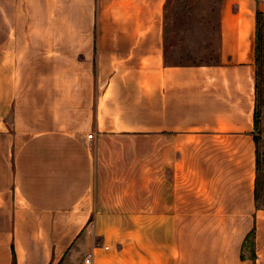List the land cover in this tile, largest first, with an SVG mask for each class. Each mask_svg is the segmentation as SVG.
<instances>
[{
  "label": "crops",
  "instance_id": "crops-1",
  "mask_svg": "<svg viewBox=\"0 0 264 264\" xmlns=\"http://www.w3.org/2000/svg\"><path fill=\"white\" fill-rule=\"evenodd\" d=\"M167 1L0 0V264H264V0H222L199 65L167 62Z\"/></svg>",
  "mask_w": 264,
  "mask_h": 264
},
{
  "label": "rangeland",
  "instance_id": "rangeland-1",
  "mask_svg": "<svg viewBox=\"0 0 264 264\" xmlns=\"http://www.w3.org/2000/svg\"><path fill=\"white\" fill-rule=\"evenodd\" d=\"M222 0H168L165 9L166 59L171 64L218 61ZM255 137L258 148L257 201L264 207V103L259 106Z\"/></svg>",
  "mask_w": 264,
  "mask_h": 264
},
{
  "label": "trees",
  "instance_id": "trees-1",
  "mask_svg": "<svg viewBox=\"0 0 264 264\" xmlns=\"http://www.w3.org/2000/svg\"><path fill=\"white\" fill-rule=\"evenodd\" d=\"M166 49V46H165ZM256 110H255V126L257 125L258 109L264 103V13L257 11L256 14ZM259 167V159H257V168ZM258 195V194H257ZM254 233L253 231L248 235L246 245L251 246L252 258L254 257ZM15 264V262H14Z\"/></svg>",
  "mask_w": 264,
  "mask_h": 264
},
{
  "label": "built area",
  "instance_id": "built-area-1",
  "mask_svg": "<svg viewBox=\"0 0 264 264\" xmlns=\"http://www.w3.org/2000/svg\"><path fill=\"white\" fill-rule=\"evenodd\" d=\"M92 136H93L92 133L88 135L89 138H92ZM92 257H93V254L91 253L88 254L86 258L84 259V264H92Z\"/></svg>",
  "mask_w": 264,
  "mask_h": 264
}]
</instances>
